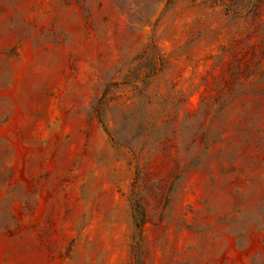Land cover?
<instances>
[{
	"label": "rangeland",
	"instance_id": "374dc122",
	"mask_svg": "<svg viewBox=\"0 0 264 264\" xmlns=\"http://www.w3.org/2000/svg\"><path fill=\"white\" fill-rule=\"evenodd\" d=\"M0 264H264V0H0Z\"/></svg>",
	"mask_w": 264,
	"mask_h": 264
}]
</instances>
